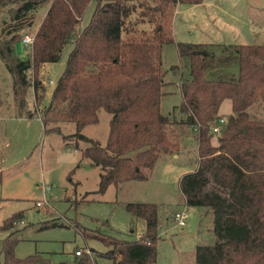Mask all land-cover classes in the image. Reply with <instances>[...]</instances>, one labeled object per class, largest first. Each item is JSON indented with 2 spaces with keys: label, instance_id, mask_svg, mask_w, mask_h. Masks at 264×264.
Returning a JSON list of instances; mask_svg holds the SVG:
<instances>
[{
  "label": "trees",
  "instance_id": "16d2710c",
  "mask_svg": "<svg viewBox=\"0 0 264 264\" xmlns=\"http://www.w3.org/2000/svg\"><path fill=\"white\" fill-rule=\"evenodd\" d=\"M45 1L13 0L20 3L13 16L17 24L8 31L10 38L0 37V59L12 77L21 109L29 88L38 108L43 106V67L59 62L67 44L73 49L49 104L39 114L19 116L40 117L46 132L62 133L63 125L73 124L76 132L65 139L75 137L82 156L102 169L99 193L111 185L148 180L165 153V131L176 143L193 135L198 167L183 176L182 190L188 207L213 211L217 236L214 243L197 246L195 264H264V119L249 111L257 103L264 107V45L176 43L173 20L178 5L202 0H50L23 59L17 49L25 36L21 30L31 26L29 12ZM94 1L90 23L79 28ZM173 44L182 66V101L177 107L181 120L161 109L170 85L163 52ZM176 68L172 67L175 73ZM225 100L232 103L226 117L220 115ZM102 110L111 115L105 146L83 133L99 123ZM220 119L225 123L214 134L212 127ZM214 135L217 144L212 143ZM210 183L215 188L207 190ZM126 209L145 220L139 238L99 240L82 232L84 238L109 247L102 255L113 264H155L161 239L159 206L129 203ZM22 215L12 214L0 224V233H9L0 240V264H44L39 255H15L18 240L9 231ZM75 264H91L89 254Z\"/></svg>",
  "mask_w": 264,
  "mask_h": 264
},
{
  "label": "rangeland",
  "instance_id": "374dc122",
  "mask_svg": "<svg viewBox=\"0 0 264 264\" xmlns=\"http://www.w3.org/2000/svg\"><path fill=\"white\" fill-rule=\"evenodd\" d=\"M49 3L50 0H46L41 7L29 12L31 26L22 29V35L36 33ZM18 4L13 0H0L1 38L11 37L8 31L17 24L13 16ZM95 9L94 1L79 28L90 23ZM173 33L176 43L264 45V0H202L197 5L179 4ZM17 47L18 55L27 58L30 47L21 42ZM72 49L73 44H67L59 62L43 67L46 82L43 106L51 101ZM163 55L170 85L168 94L162 98V113L181 120L183 116L177 107L182 101L179 90L182 66L176 45L165 47ZM173 66L177 67V73L172 70ZM25 100L26 106L21 109L15 98L12 77L0 59V224L12 214H23L9 231H13L12 236L18 240L16 257L39 255L44 264H75V251L82 249L80 257L90 251L91 264H113L102 255L109 247L101 241L85 239L82 232L99 240L107 236L123 240L139 238L145 232L146 223L127 211L129 203L159 206L161 239L155 264H195L197 246L217 240L213 211L188 207L182 190L183 176L198 167L193 135L182 136L176 143L165 131V153L156 162L148 180L111 185L105 193H99L102 169L82 156L81 150L75 147V137L65 139L76 132L75 126L63 125L62 133L46 132L40 117L19 116L28 112L39 114L43 108H38L32 88L27 90ZM249 111L252 116L264 119L262 105L257 103ZM231 113L232 103L225 100L220 115L226 117ZM110 119V114L100 111L99 123L86 127L83 133L105 146ZM217 136L214 135L213 144H217ZM79 144L86 146L83 142ZM43 187L50 190L44 194ZM214 188L210 183L206 189ZM186 207L191 213L187 225L175 227L173 214ZM8 234L0 233V240Z\"/></svg>",
  "mask_w": 264,
  "mask_h": 264
},
{
  "label": "built area",
  "instance_id": "2783aa9c",
  "mask_svg": "<svg viewBox=\"0 0 264 264\" xmlns=\"http://www.w3.org/2000/svg\"><path fill=\"white\" fill-rule=\"evenodd\" d=\"M34 38H35V34H26L22 40V44L26 47H31V45L34 42ZM52 83V82H51ZM225 123L224 119H220L218 123H216L215 125H213L212 127V131L214 134H219L222 130V127ZM44 191V194H46L47 191L50 190V188H42ZM40 206L41 204L37 203V206ZM190 210L188 209V207L182 209V210H178L173 214L172 217V221L175 227H185L190 219ZM77 255L80 254V251H77L76 253Z\"/></svg>",
  "mask_w": 264,
  "mask_h": 264
},
{
  "label": "crops",
  "instance_id": "0c3cea01",
  "mask_svg": "<svg viewBox=\"0 0 264 264\" xmlns=\"http://www.w3.org/2000/svg\"><path fill=\"white\" fill-rule=\"evenodd\" d=\"M91 249V248H90ZM82 251V249H77L76 251H75V256H76V261H75V263L78 261V257H80V256H82V254L81 255H77L76 253H77V251ZM83 252V251H82ZM88 254H90V251H88Z\"/></svg>",
  "mask_w": 264,
  "mask_h": 264
}]
</instances>
